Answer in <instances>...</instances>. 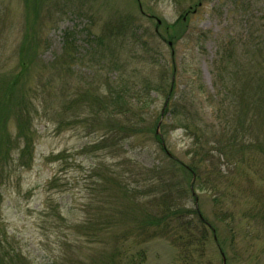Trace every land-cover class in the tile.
<instances>
[{
    "label": "rangeland",
    "instance_id": "1",
    "mask_svg": "<svg viewBox=\"0 0 264 264\" xmlns=\"http://www.w3.org/2000/svg\"><path fill=\"white\" fill-rule=\"evenodd\" d=\"M128 18L139 27L141 40L150 43L152 58L145 55L134 37L125 40L122 34L116 36V29L122 28ZM178 22L173 31L169 29ZM136 25L130 28L136 29ZM247 29L264 32V0H0V76L19 75L20 87L35 92L31 94L33 118L30 123L24 119V129L33 133V150L31 155L25 156L24 163L18 162V152L23 145L20 140L14 141L1 185L0 229L5 244L22 253L30 264H52L63 255L74 257L68 248L70 242L72 247L83 248L84 257H90L96 245L75 234L70 225L83 222L86 217L84 206L97 181L92 169L107 163L135 187L134 180L145 172V166L153 168L160 161H167L150 133L126 139L117 156L86 149L105 134L100 123L107 122L99 118L87 123V107L78 104L76 112L66 111L69 106L64 102L81 96L85 89L101 87L100 82L109 76L112 64L86 60L82 63L85 67L78 64L65 73L61 65L55 63L64 53L65 32L76 36L83 52L91 36L107 32L112 48L115 46L122 61L137 66L138 75L152 74L160 82L159 68L153 63L157 46L165 57L174 56L176 60L180 72L174 76L177 96L190 84L192 97H196L194 102L202 100L198 105L208 106L206 98L214 89L213 63L220 42L229 34L242 36ZM87 62L92 66L87 67ZM130 72L131 67L127 74ZM41 73L45 75L42 86L39 85ZM51 75L56 81L50 84ZM167 89L152 93L151 112L144 116L147 118L152 113L154 118L149 119L152 123L160 114V124L169 123L165 134L164 128L159 130L163 131L168 152L190 164L191 140L174 124L171 113L165 112V108L174 105V97L170 98ZM211 113L212 110L207 109V119L219 121ZM19 123L15 115H10L6 125L1 126L0 137L4 136L5 129L16 135ZM123 161H127L125 165L115 166ZM260 162L255 160L251 166H242L244 171L215 176L218 182L214 187L208 185L184 197L174 187L169 190L159 187L161 183L156 180L153 193L156 210H160V205L165 206L162 198L168 196L167 205L179 202L186 211L185 216L171 218L172 227L192 218L194 224L187 226L186 233L178 230L183 240L181 236L178 241V235H170L141 244L135 233L130 232L133 227L129 222L127 228L123 227L127 229L128 239L121 242V249L134 254L145 249L147 257L143 264H264V203L257 202L255 197V192L264 193V170H258L263 168ZM243 172L250 177L246 178ZM54 176L59 177L58 187L49 189L47 183ZM209 182L213 179L204 183ZM175 190L177 197L173 202L170 196ZM55 209L67 219L65 223ZM193 210L201 212L209 224L207 229L196 228L199 222ZM192 231L194 236L188 239L187 234ZM202 233L207 236L204 244L200 241ZM93 257L101 260L96 254ZM121 263L128 260L123 259Z\"/></svg>",
    "mask_w": 264,
    "mask_h": 264
},
{
    "label": "trees",
    "instance_id": "2",
    "mask_svg": "<svg viewBox=\"0 0 264 264\" xmlns=\"http://www.w3.org/2000/svg\"><path fill=\"white\" fill-rule=\"evenodd\" d=\"M135 25V21L126 19L122 28L116 29V36L122 34L125 40L134 37L137 44L144 49L145 55L152 58L150 43L141 40L138 34L139 27L136 25V29L130 28ZM177 25L179 22L169 26V29L173 31V27ZM245 32L242 36L229 34L220 42L213 63L214 89L207 93L206 98V102L209 101L208 106L198 105L202 100H199L200 103L194 102L196 97H192L193 90L190 84H186L185 89L177 96L174 76L180 72L176 60L174 56L171 59L165 57L157 46L156 60L153 63L159 68L160 82L156 81L152 74L138 75L137 66H132L131 62L126 60L122 61L116 53L115 46L112 48L110 34L107 32L91 36L86 43L88 48L84 52L77 43L76 36L65 32L64 53L55 62L61 65L65 73H69L70 69L77 67L78 64L85 67V63H82L86 60L112 64L109 76L100 82L101 87L85 89L81 96L77 95L70 98L69 102H64L69 106L66 111L76 112L78 104L87 107L89 109L88 119H85L86 122L89 121L87 123L99 118L107 122L105 124L100 119L102 121L100 127L105 128V134L100 140L86 146V149L91 152L93 148L94 152L105 151L107 155L117 156L126 139L150 133L167 156V161L162 160L153 168L145 166V172L134 180L137 184L135 187H132L131 182L121 172H117L114 166L107 163L95 166L92 173L97 181L91 188L90 200L84 206L86 217L83 222L71 223L70 226L75 234L85 238L87 243L96 245V248L90 257H84L81 251L83 248L72 247L70 242L71 246L68 248L74 257L68 255L66 258L63 255L58 260H53L52 264H122L123 259L128 260L125 264H143L147 257L145 249L138 250L135 254L121 249V242L128 239L127 229L123 227L127 228L129 222L133 227V231L130 232L135 233L141 244L170 235H178V241L181 236L183 240V235L178 230L185 232L184 230H189L187 226L194 224L191 216V220L172 227L171 218L174 215L185 216L186 211L179 202L167 205L168 196L162 198L165 206L160 205V210H156V198L153 195L156 180L161 183L159 187L168 190L174 187L180 191L181 197H184L186 193L203 190L208 185L214 187L218 181L213 177L233 173L242 169L244 165L251 166V162L255 160H260L263 165V168L258 170H264V32L261 34L253 29H247ZM172 37L170 38L173 39ZM89 62L87 67L91 65ZM119 62L122 64L119 65ZM130 67L131 72L127 74ZM66 68L68 69L64 70ZM44 76L41 73L40 86L44 84ZM172 78L173 81L170 82ZM55 81L56 78L51 75L49 83ZM20 86L19 75L0 76V132L1 126L4 123L6 125L10 115H15L16 120L20 121L16 135L5 129L4 136L0 137V210L1 185L7 174L9 167L7 162L12 157L14 141L20 140L23 145L18 152L16 159L18 162L24 163L25 156L33 150V133L24 129V119L27 118L30 123V119L33 118L30 111L33 107L31 94L34 95L35 92ZM43 87L46 88V85ZM166 87L170 98L174 97V105L165 108V112L171 113L176 121L174 124L191 140L189 152L193 156L190 164L168 152L163 131L160 133L159 130L164 128L165 134L169 123L160 124V114L157 121L155 119L152 123L149 120L154 118L152 113L147 118L144 116L145 113L151 112L149 109L153 104L152 93L166 91ZM197 88L200 89V86ZM17 89H20L19 93ZM53 96L56 99L57 94ZM182 100L186 103L181 104ZM207 109H211V116L216 115L219 121L207 119ZM126 162H118L115 166L125 165ZM243 175L246 178L250 177L245 172ZM211 179L213 182L204 183ZM58 180V176L51 178L47 183L48 188L58 187ZM140 183L144 185L140 186ZM177 190L171 193L170 200L173 202L177 197ZM255 197L257 202L264 203L263 192H255ZM138 206L141 207L136 212ZM54 211L64 223L67 221L58 209ZM192 212L197 214L199 223L196 224V228L207 229L209 224L201 212L199 210ZM187 236L188 239L193 237L194 231ZM201 236L200 241L204 244L207 236L205 233ZM5 242L0 229V264H30L22 253L11 249ZM95 254L101 260L93 257Z\"/></svg>",
    "mask_w": 264,
    "mask_h": 264
}]
</instances>
